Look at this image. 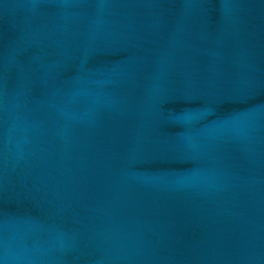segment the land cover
<instances>
[{
  "label": "water",
  "instance_id": "obj_1",
  "mask_svg": "<svg viewBox=\"0 0 264 264\" xmlns=\"http://www.w3.org/2000/svg\"><path fill=\"white\" fill-rule=\"evenodd\" d=\"M0 264H264V0H0Z\"/></svg>",
  "mask_w": 264,
  "mask_h": 264
}]
</instances>
